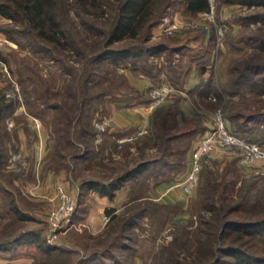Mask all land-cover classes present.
Listing matches in <instances>:
<instances>
[{"label":"rangeland","instance_id":"374dc122","mask_svg":"<svg viewBox=\"0 0 264 264\" xmlns=\"http://www.w3.org/2000/svg\"><path fill=\"white\" fill-rule=\"evenodd\" d=\"M68 1L71 2V0ZM211 6H213L212 20H203L200 14L194 20L185 18L180 10L174 13L168 12L166 16L182 24L181 29L173 35H167L162 31L158 37L156 34L155 38L152 33L151 40L158 41L166 37L179 36L188 29L205 30L217 14L220 17L219 24L225 30L222 31L223 37L218 38V43L213 48L211 60L207 66L215 73L220 86L229 92L234 88L230 80L233 76L235 77V74L230 72V67L237 62L264 65V52L255 48L253 43H241L235 48H229L225 43L226 33L232 36H264V23L250 17L251 14L261 11V8L247 7L237 3L217 6L215 0H209V8ZM70 9V16L76 17L74 9L72 7ZM158 26L160 28V23L153 29ZM9 27L14 30L21 28L18 24L15 27L9 19L0 15V90L4 93L6 100H12L14 103L13 112L0 122V143H5L8 147L7 160L3 169L0 170V188L3 187L5 190H1L3 193H0V237L5 234L14 236L21 230L33 229L48 240V218L54 205L51 201L54 193L51 196H48L49 194L38 196L35 192L31 194L23 188L22 178H28L27 175L23 177L20 174L25 163L15 170L6 167L14 152H22L19 149L17 130L23 128L27 138H32L34 143L40 140L45 144L46 140L47 164L51 166V169L64 170L71 181L77 185L85 179L107 182L124 170L133 168L139 161L151 162V167L145 176L137 181L126 183L132 188L128 194L129 200L120 208V211L115 212L118 215L124 214L129 217L144 206L145 213L139 219L138 224L121 231L120 222L115 220L110 224L109 216H106V224L100 232L92 234L86 229L91 238L87 244L81 240L77 242V233L85 228L80 223L75 224L76 226L61 234L56 240L57 245L61 244L76 250L62 264H174L172 259L177 251H179V257L190 263H196V257L201 256L204 250L201 248L204 245L198 241L205 239L207 234L206 224L203 222L210 215L204 209L205 200L202 201L204 197L202 195L205 193L210 196L214 195L213 200L216 202V207L221 206L219 192H222L224 182L229 180L230 184L232 181L229 177L236 179V182L233 181L231 184V189L226 190L228 196H233L231 198L234 199L237 188L243 180L257 174V171L258 174L264 172V163L259 162L247 166L231 154L213 151L204 165L207 166L202 172L200 171L201 174H199L200 177L192 195L187 197L180 187L168 188L184 174L188 166V154L191 153L197 139L213 124V114L220 108L216 110L208 107L202 108L191 95H188L186 87L181 89L174 87L176 91L172 92L163 104L153 109H149V104L143 105L144 108L133 107L132 104L139 99L150 100L149 93L152 88L169 82V80L166 81L163 74L160 77L163 79L162 82L155 85L158 79L152 81L138 73L134 69L136 65L131 61L116 64L109 62L101 67L95 65L93 74L88 79L90 90L85 92L81 60L73 49H66L62 55L57 54L61 56L59 63L52 57L34 51L24 38L17 37L18 39L14 40L10 34L7 35L1 30V28L9 29ZM14 34L17 35L16 32ZM164 58L163 55L154 56L150 61L155 68H159ZM208 74L206 72V76ZM196 78L198 80L199 76L196 75ZM15 85L18 88L16 96H7V92L12 86L15 88ZM99 89L107 92L97 97L93 90ZM245 90L243 85L239 86L232 98L239 100L247 94ZM139 94H144L145 97L141 98ZM261 94L264 99V93ZM182 97L188 102L191 115L186 118L181 117L179 120L178 101ZM173 102L178 104L174 120L168 117L165 122L170 132L160 133V108ZM112 108L122 121L133 119L140 121L142 128L137 123L140 128L133 124L128 130L120 127L110 133L115 138V140L112 139L114 141L125 135H135L136 137L131 142L123 143L121 146L115 144L114 141L96 144L94 139L92 141L91 138L81 134L85 127L93 125L95 119H108L110 126ZM155 118L157 124L154 126ZM226 123L231 128L228 120ZM197 126H203V129H199L188 139L185 137L170 139L169 145L171 150H174L173 153H169L166 144L161 141L160 135L163 139L165 136H173L178 132L179 127ZM139 132H141L140 135H138ZM124 133L127 134L124 135ZM87 139L91 141L92 151L84 154L83 142ZM261 144L264 147V143ZM81 154L86 155L83 161L78 158ZM162 160H168V162L160 168ZM171 161L174 164H170ZM170 167L173 168L170 169ZM175 174H178L177 177H173ZM263 184L259 188L262 195H264ZM58 186L75 196L71 190H66L62 185H57L52 192ZM213 187L214 191H212ZM46 196L52 202V206L44 214L42 203L38 200H47ZM7 198L15 202L20 212L27 218L26 220L18 222L13 213L5 210ZM233 216L234 214L229 218ZM29 218L33 219L28 220ZM120 231L124 237L115 240V235L117 236ZM122 243L126 244L125 248L120 246ZM198 248L202 251L196 255ZM22 253L35 254L30 249H25ZM92 256H95L93 260L88 261V258ZM43 259L40 255L36 258L35 264H45L46 260ZM53 264L61 263L54 261Z\"/></svg>","mask_w":264,"mask_h":264},{"label":"trees","instance_id":"16d2710c","mask_svg":"<svg viewBox=\"0 0 264 264\" xmlns=\"http://www.w3.org/2000/svg\"><path fill=\"white\" fill-rule=\"evenodd\" d=\"M215 3L217 6L237 3L247 7L261 8V11L251 14L250 17L264 23V0H215ZM70 7L74 9L76 17L70 16ZM177 10H180L185 18L194 20L200 13L209 10V0H71V2L68 0H0V15L9 19L15 27L17 24L21 27L17 30L11 27L1 28L7 35L10 34L11 38L14 40L18 39L17 37L24 38L34 51L52 57L59 63L61 56L57 54L62 55L66 49H73L81 60L85 92L90 90L88 79L93 74L94 66L101 67L104 63L116 64L131 61L136 65L135 71L152 81L158 79L155 85L162 82L163 79L160 77L164 74L166 79L178 89L184 87L188 75L195 68L202 78L188 91V95L198 99L202 105L212 110L220 108L224 120H228L231 125V128L227 127L232 133L263 146L261 143H264V99L261 93H264V65L235 63L229 69L233 75L235 74V77L233 76L230 80L234 88L229 92L225 91L216 80L215 73L207 66L211 60L213 48L218 43V29H224L219 24L220 17L217 14L205 30L188 29L181 36L166 37L158 41L151 40L152 29L168 12L174 13ZM226 34L225 43L229 48H235L241 43H253L255 48L264 52V36ZM162 55L165 57L163 62L159 68H155L150 59ZM175 59H177L176 62ZM206 72L209 74L204 77ZM242 85L246 88L247 94L239 100H234L233 93H236L238 87ZM106 92L104 89L93 90L97 97ZM139 96L145 97L144 94ZM210 96L214 97V100H210ZM176 102L161 106L160 133L170 132L165 122L168 117L174 120L178 105ZM149 103V99H139L132 105L143 106ZM13 110V101L6 100L4 93L0 90V122ZM156 124L155 118L153 125ZM199 129H203V126L179 127L178 132L173 136H165L163 139L160 135V138L162 143L166 144L169 153H173L174 150H171L169 145L170 139L174 137L188 139ZM82 133L93 141L95 135L93 125L85 127ZM112 139L115 140L107 128L103 142L114 141ZM114 143L116 144V141ZM83 144L84 154L92 151L90 139L84 140ZM7 157L8 147L5 143H0V170L3 169ZM83 157L86 155L78 156L82 159L80 161H83ZM167 162L168 160H162L160 168ZM150 163V161H139L133 168L124 170L107 182L95 179L82 180L78 185L79 193L76 197L75 211L71 217L72 223H82L85 219L89 208L86 196L89 192H97L112 199L116 191L127 182L137 181L145 176L151 167ZM170 164L174 162L171 161ZM229 178L232 182L229 184V180L223 181L222 192H219L221 206L216 207L214 195L210 196L206 193L202 195L204 196L202 201L205 200L204 209L210 213L207 220L203 219L207 229L206 237L198 241L204 245L201 247L204 249L202 255L196 257V263H190L179 257V251H177L172 259L174 264H264V195L259 191L264 183V175L255 174L243 180L237 188L234 199L231 198L233 196H228L226 190L232 187L231 184L233 181L236 182V179ZM1 190L4 188H0V193H3ZM133 200L134 198L130 200V204ZM4 207L7 212L15 215L18 222L27 219L11 198H7ZM145 209L144 206L140 207L129 217L124 214L118 215L112 209L107 210V213L110 224L116 220L121 224V231H125L126 228L138 224L139 219L144 216ZM233 214L234 216L229 218ZM121 231L117 236L115 235V240L124 237ZM76 239H78L77 242L81 240L84 244L91 240L86 229H81ZM120 246L125 248L126 244L122 243ZM25 249L35 252L33 264L40 255L44 258L43 260H46L45 264H53L54 261H60L62 264L76 251L61 244L51 246L45 236L33 229L21 230L14 236L5 234L0 237V252L5 255L27 254L22 253ZM201 251L198 248L196 255ZM94 257L88 258V261H92Z\"/></svg>","mask_w":264,"mask_h":264},{"label":"built area","instance_id":"2783aa9c","mask_svg":"<svg viewBox=\"0 0 264 264\" xmlns=\"http://www.w3.org/2000/svg\"><path fill=\"white\" fill-rule=\"evenodd\" d=\"M203 20H212L213 6L208 11L200 13ZM163 33L167 35H173L179 29L182 24L177 20H172L169 16H164L160 22ZM223 30L218 29V38L223 37ZM17 86L7 92V96H16ZM176 91L174 86L169 83H163L159 86L152 88L149 93L150 103L149 109H153L158 105L163 104L172 92ZM210 100H214V97L210 96ZM109 126L108 119H95L93 127L95 130L94 142L100 144L104 140V133ZM141 132L138 133L140 135ZM136 136L125 135L116 139V143L121 146L123 143L131 142ZM213 151H222L231 154L240 159V161L250 166L256 163H264V147L258 143L245 140L232 133L226 125L220 109H217L213 114V124L197 139L195 145L191 151V159L189 168L179 180L172 184L173 187H180L183 194L187 197L192 195L194 188L198 183L200 171L204 165L208 162ZM25 163V156L22 152H14L8 160L7 168L19 169ZM258 174V171H257ZM264 175V172L261 173ZM51 201L54 203L53 208L48 218V243L51 246L57 245V239L59 236L70 228L76 226L71 221L72 214L76 207V197L71 193H67L59 186L55 190Z\"/></svg>","mask_w":264,"mask_h":264},{"label":"crops","instance_id":"0c3cea01","mask_svg":"<svg viewBox=\"0 0 264 264\" xmlns=\"http://www.w3.org/2000/svg\"><path fill=\"white\" fill-rule=\"evenodd\" d=\"M152 33L154 35V38L156 34H157L156 37H158L162 33L161 24H160V28L159 26L156 27L155 29L152 30ZM196 75L199 76L198 80L196 78ZM204 77H206V73L204 74ZM200 79L201 76L199 75L198 71L194 68L192 72L188 75L187 80L184 83V88L186 87L187 91L191 90L196 84H198ZM194 99L202 108H205V106L202 105L198 101V99L196 98ZM178 104L180 108V117H178L179 120H181V117L186 118L187 116L191 115L190 114L191 109L189 107V104L188 102H186V100L183 97L181 98V100L178 101ZM133 107L144 108V106H133ZM112 110L113 111H111V113L113 114L111 116L112 121H111V125L109 126V133L115 132L117 128L120 127L121 129L123 128L125 130H128L132 127L133 124L137 125V123L138 124L140 123L139 120H134V119L122 121L120 116H116L113 108ZM126 112L127 114H130L128 113V111H125V113ZM139 126L142 128L140 124ZM139 126L137 125L138 128H140ZM125 134L127 133H124V135ZM17 137L19 139V149L22 150V152L26 157L25 167L23 171L20 173L23 175V177H25L24 175H27L28 177L27 179L22 178V186L24 189H26V191L31 192V194L32 192H35L36 194H38V196L43 194L45 195L49 194L48 196H51L55 192V191L52 192L53 189L57 185H62L66 190L68 191L71 190L76 197L78 196L79 193L78 185L73 181H71L69 175L64 170L58 171L57 168L51 169V166L47 164L48 163V160L46 159L47 151L45 147L46 140L44 141L45 144H43V142L40 140L34 143L32 138L30 139L27 138V134L25 133V131H23V128L17 130ZM190 159H191V153L188 154V160H187L188 166L187 169L184 171V174L189 168ZM184 174L182 175V177L184 176ZM38 183L40 184L38 185ZM171 186L172 185H169L168 188H171ZM131 191L132 188H130V186L127 185L123 186L116 191L115 196L112 199H109L106 195H101L97 192H89L86 196V202L89 208L86 213L85 219L83 220L82 223H80V225L83 228L87 229L92 234L100 232L106 224L105 223L106 216H109L107 210L112 209L114 210V212L120 211V208H122V206L129 200L128 194ZM38 201L42 203L41 205L42 208H44V212H45L44 214H46L50 210V207L52 206V202L48 200V197L47 200L39 199ZM33 254L28 253V254H19L16 256H9L0 252V264H33L34 262Z\"/></svg>","mask_w":264,"mask_h":264}]
</instances>
